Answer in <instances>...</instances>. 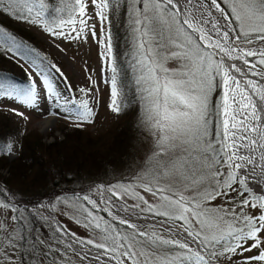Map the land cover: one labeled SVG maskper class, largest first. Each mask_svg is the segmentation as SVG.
<instances>
[{
	"label": "snow or ice",
	"instance_id": "snow-or-ice-1",
	"mask_svg": "<svg viewBox=\"0 0 264 264\" xmlns=\"http://www.w3.org/2000/svg\"><path fill=\"white\" fill-rule=\"evenodd\" d=\"M89 2L94 17L85 0H59L51 12L45 0H0V14L87 42L97 39L89 21L110 23L121 8V0ZM123 7L147 148L130 179L100 186L99 200L76 197L72 218L89 230L87 240L60 225L54 238L22 231L26 209L0 187V264H64L69 250L90 264H264V0H123ZM101 32L108 107L119 114L127 85L111 34ZM5 39L15 43L0 27ZM36 88L0 79V97L29 107ZM69 101L60 106L65 119L77 127L94 121L87 101L65 107Z\"/></svg>",
	"mask_w": 264,
	"mask_h": 264
},
{
	"label": "rangeland",
	"instance_id": "rangeland-1",
	"mask_svg": "<svg viewBox=\"0 0 264 264\" xmlns=\"http://www.w3.org/2000/svg\"><path fill=\"white\" fill-rule=\"evenodd\" d=\"M85 2L88 3V14L94 17V7L89 0H85ZM130 2L131 0H129ZM115 14L116 18L120 17L119 31L122 32L123 28L127 26L130 35L131 30L123 5ZM0 21L30 34L39 43L42 57L47 59L43 64L24 60L19 64L31 83L30 87L33 84L37 86L36 107H29L16 99L0 98V111H6L13 121L19 123L25 135L36 133L43 145H46L50 133H52V142L58 138L59 134L62 137L60 130L63 124L76 125L65 119L66 113L60 110V106L64 105V101L69 98V104L65 107H71L73 103L79 105L81 102L87 101L89 106L94 109V121L83 124L82 130L77 136L79 138L77 144L82 146L86 153V163H83L84 168H82L84 181H80L76 185L70 182L57 189L42 190L39 187L36 189L29 185V182L37 175V169L32 167L25 171H12L9 164L15 161V156L9 155L6 165L1 166L7 169L9 175L6 178L0 177V183L15 193L12 202L18 204L21 210L26 209L22 217V231L26 228L27 233H31L33 236H40L42 239L54 238L56 234L53 229L56 227L48 220L53 219L68 233H75L76 237L81 240H87L91 238L89 230L72 218L71 207L80 203L76 197L88 195L99 200L100 197L97 193L101 190L100 186L106 187L109 184L130 179L136 170V164L139 163L143 150L147 148V143L138 130L137 117L140 104L138 100L133 99L134 86L129 90L126 98L129 103L126 104L122 112L112 113L108 107L110 103L108 86L104 83L105 79L111 76V72L101 55L105 51L104 46L97 43V39L105 40L106 37L102 34L101 28L108 31V23L101 25L98 18L89 21L90 25L96 27L97 39L89 38L87 42L53 37L45 32L43 27L31 26L6 13L0 14ZM131 44L128 47L129 53L132 51ZM0 48L9 56L14 55L13 48L6 39L0 40ZM56 68H59L60 71L57 72ZM89 77H91V81ZM133 79L135 80V74ZM49 87L54 90V95L49 94ZM81 88L85 89L87 94L80 92ZM74 111L75 109H73ZM17 112L23 113V115L18 116ZM47 118L52 121L46 129L41 130L40 124L48 121ZM71 164H75L74 161ZM12 175L17 176V181L13 182L15 186H12ZM72 178H74L73 173ZM45 184L47 186L46 182ZM27 214H31L35 218L33 223L30 222V216L28 218ZM99 214L108 218L104 212ZM68 236L73 239L71 235ZM65 241L67 242L66 239ZM24 251L27 253L29 249L25 248ZM93 251L96 250L93 249ZM45 264H49V262L46 261ZM64 264H90V261L80 259V256L69 250L64 257Z\"/></svg>",
	"mask_w": 264,
	"mask_h": 264
},
{
	"label": "trees",
	"instance_id": "trees-1",
	"mask_svg": "<svg viewBox=\"0 0 264 264\" xmlns=\"http://www.w3.org/2000/svg\"><path fill=\"white\" fill-rule=\"evenodd\" d=\"M45 2L49 4L50 12L53 7L59 6V0H45ZM122 2L123 0H121ZM53 15L55 14L53 13ZM109 15L108 32L111 34L119 78L127 85L126 99L129 90L134 86L135 73L128 49L131 39L127 26L123 28L122 32L119 31L120 17L116 18V14ZM0 27H3L9 36L15 38L14 44L6 39L13 48V56H9L0 48V79L15 84L19 88L28 89L31 83L20 68V62L24 60L43 64L47 59L42 57L39 43L30 34L5 24L3 21H0ZM81 130V127L76 125L63 124L60 130L64 138L63 141L43 145L36 133L25 135L19 123L13 121L6 111H0V166L6 165L7 155L10 154L7 151V146L12 145L13 152L11 154L15 155V161L9 164L12 171H25L32 167L37 169V175L29 182L32 187L44 190L57 189L70 182L76 185L78 182L84 181L82 168H84L83 163H86L85 149L77 144L79 140L77 136ZM86 146L88 147V144ZM73 161L75 164H71ZM72 173L74 178H72ZM16 181L17 176L12 175V186H15L13 182ZM28 218L31 223L35 221L31 214L28 215Z\"/></svg>",
	"mask_w": 264,
	"mask_h": 264
},
{
	"label": "bare ground",
	"instance_id": "bare-ground-1",
	"mask_svg": "<svg viewBox=\"0 0 264 264\" xmlns=\"http://www.w3.org/2000/svg\"><path fill=\"white\" fill-rule=\"evenodd\" d=\"M50 124V121H46L43 123L44 126H48ZM55 227H57L56 225H54ZM65 239L67 240V242H70L72 239H70L69 237H65ZM73 249H77L80 250V245L79 244H74L73 245ZM87 249H84V251H86ZM80 255H83V251H80ZM92 256H95L96 254L92 251L91 253Z\"/></svg>",
	"mask_w": 264,
	"mask_h": 264
}]
</instances>
